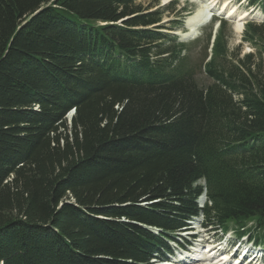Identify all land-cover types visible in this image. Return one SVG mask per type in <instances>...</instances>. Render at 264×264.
I'll list each match as a JSON object with an SVG mask.
<instances>
[{
    "label": "trees",
    "instance_id": "obj_1",
    "mask_svg": "<svg viewBox=\"0 0 264 264\" xmlns=\"http://www.w3.org/2000/svg\"><path fill=\"white\" fill-rule=\"evenodd\" d=\"M136 1L0 0V264H150L200 213L264 244V21L197 66Z\"/></svg>",
    "mask_w": 264,
    "mask_h": 264
},
{
    "label": "rangeland",
    "instance_id": "obj_2",
    "mask_svg": "<svg viewBox=\"0 0 264 264\" xmlns=\"http://www.w3.org/2000/svg\"><path fill=\"white\" fill-rule=\"evenodd\" d=\"M199 1H204V2H212V0H138L136 1V4H140L142 8H147L148 11L152 10H159L163 9L162 11V19L160 22V26L162 27L161 31L163 32H168L172 35H176L178 40L183 42L186 45L187 52L190 53V62L191 64H195L199 66L201 64V61L203 58L206 56V36L210 30V24H206L201 27V29L198 31L197 37L195 38H185L184 34L182 33V30H186L184 28V25L182 28L175 29L174 26L177 21L182 20L183 22L187 20V18L192 14V12L196 8V2ZM215 3H213V6L211 7V12L214 13L218 17V19L223 20V30L227 39V47L228 49L235 50L239 49V56L241 57L242 55L251 52L253 48L248 44L242 41V31L240 33L236 32L234 30V27L236 24L239 22L242 24V26L245 25L247 22H254L256 24H259L261 21L264 19V13L262 12V7L261 3L259 1L252 2V0H228L225 2V0H215ZM229 4L226 7V4ZM198 4V3H197ZM235 4V7H233V12L237 10L232 16L229 17L230 13H228V8L232 5ZM173 5L174 7L170 9H166L168 6ZM186 9H183V7H186ZM247 9V12L250 14L245 17H243L242 20H239L240 13L243 12L244 10ZM246 13V12H245ZM243 13V14H245ZM232 14V13H231ZM216 18V17H215ZM181 32V33H180ZM188 32V31H186ZM181 35V36H179ZM184 35V36H183ZM208 56L210 55V47L207 50ZM206 58V59H207ZM205 59V61H206ZM197 74H196V79L199 83L200 86H205L207 85L211 80L205 76V74L202 72L200 73V69H197ZM71 120V119H70ZM69 117L66 115V122L69 125L70 124ZM203 184V182H201ZM197 202L201 205V197L197 199ZM204 218L201 216L198 219H193L192 221V226L198 228L200 224H203ZM213 227V226H211ZM207 231H203L202 234L203 236H198V238L203 239L201 243V246H204V249H202V253H194L192 252L194 248L196 247V244L199 243L198 240H196L193 244H191V250L188 251V254L194 256H201V254L205 256H211L214 257V259L217 261L218 258L216 259V255L212 256L213 253L209 252V243L211 242L210 240L212 239L211 235H213V229H211L209 226L206 227ZM230 231V230H229ZM232 231V230H231ZM233 233V232H232ZM252 235V234H251ZM250 235V236H251ZM214 237L217 239L221 237L220 233H215ZM224 238V236H222ZM222 238V239H223ZM226 238V237H225ZM246 238V237H245ZM186 238L182 236V234H179L175 236L174 241L170 242V245L172 246L171 253H167L165 257L168 259L175 258L176 255H181L183 256V253H179V251L175 248V244H183ZM224 242H226L224 240ZM200 245V244H199ZM196 249V248H195ZM199 250V249H198ZM197 250V251H198ZM209 252V253H208ZM186 257V255H184ZM189 256V255H188ZM150 264H158L157 262L150 263ZM194 264H203L201 261H196ZM254 264V263H253ZM261 264H264V255Z\"/></svg>",
    "mask_w": 264,
    "mask_h": 264
},
{
    "label": "bare ground",
    "instance_id": "obj_3",
    "mask_svg": "<svg viewBox=\"0 0 264 264\" xmlns=\"http://www.w3.org/2000/svg\"><path fill=\"white\" fill-rule=\"evenodd\" d=\"M215 0H212V2H204V1H199L198 4H197V7L195 8L194 12L187 18V20L185 21L186 23V29L188 32H183V35L185 38H191L192 34L194 32H197L201 29L202 26H204L206 23L209 22V19H210V14H211V7L213 6V3ZM228 1V0H225V2ZM229 4L227 3L226 4V7L228 6ZM235 5V4H234ZM230 6L228 8V13H235L236 11L233 12V6ZM235 7V6H234ZM244 12L248 13L247 12V9L244 10L243 12L240 13V16H239V20H242L244 15L246 14H243ZM250 15V14H249ZM243 28L242 24L239 22L238 24L235 25L234 27V30L238 33H240V30ZM202 182V181H200ZM199 182V184H200ZM201 185H204V183ZM202 197L204 198V200L201 201V205H200V208L203 207V205L205 204V202L207 201V196H206V193L204 191V193L202 194ZM199 216H202V213L199 214ZM203 223H205L203 221ZM199 242H201V240H199ZM200 244V243H199ZM199 244L197 245L196 249L193 251L195 254L197 253V250L199 249ZM183 246V244H182ZM216 247V246H215ZM214 247V248H215ZM202 253V252H201ZM194 255V254H193ZM223 255V254H222ZM224 255H227V252L224 253ZM191 257V258H189ZM188 258H184L185 259V262L184 264H194L196 261H201L203 262V264H220L218 263L219 261H214L213 259L214 258H211L210 256H205L204 254L199 257H192V256H189ZM226 257L224 256L222 259H225Z\"/></svg>",
    "mask_w": 264,
    "mask_h": 264
},
{
    "label": "water",
    "instance_id": "obj_4",
    "mask_svg": "<svg viewBox=\"0 0 264 264\" xmlns=\"http://www.w3.org/2000/svg\"><path fill=\"white\" fill-rule=\"evenodd\" d=\"M70 122H71V120H70Z\"/></svg>",
    "mask_w": 264,
    "mask_h": 264
}]
</instances>
